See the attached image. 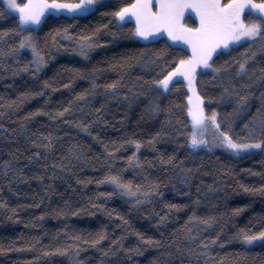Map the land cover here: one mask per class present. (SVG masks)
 Masks as SVG:
<instances>
[{
	"label": "trees",
	"instance_id": "obj_1",
	"mask_svg": "<svg viewBox=\"0 0 264 264\" xmlns=\"http://www.w3.org/2000/svg\"><path fill=\"white\" fill-rule=\"evenodd\" d=\"M131 2L108 0L87 14L49 17L33 32L47 61L38 72L30 51L19 46L22 36L9 31L18 17L0 16V264H264V244L247 246L237 238L264 230V150L236 155L218 146L191 147L187 81L159 95L152 91L165 57L187 54L185 47L135 37L132 21L119 23L112 15ZM82 36L94 45L87 58L77 44ZM261 46L241 43L214 57L235 89L227 76L197 75L207 114L215 109L222 128L230 121L242 142L264 139L259 129L254 135L245 129L262 106ZM253 52L251 79L241 80L238 62ZM117 80V92L106 88ZM244 84L252 85L247 109L235 95H245ZM225 87L233 95L221 99ZM153 102L158 111L149 110ZM131 140L142 142L138 152L125 143ZM134 152L141 164L130 166ZM169 157L173 162L165 163ZM109 174L140 185V203L98 182ZM155 185L161 195L144 199ZM100 233L105 238L93 243Z\"/></svg>",
	"mask_w": 264,
	"mask_h": 264
},
{
	"label": "snow or ice",
	"instance_id": "obj_2",
	"mask_svg": "<svg viewBox=\"0 0 264 264\" xmlns=\"http://www.w3.org/2000/svg\"><path fill=\"white\" fill-rule=\"evenodd\" d=\"M97 3L98 0H3L5 7L0 9V16L8 12L18 17L16 28L9 31H16L22 36L19 46L21 49L25 47L31 49L33 62L38 72L47 61L36 45L33 32L41 30L48 23L49 17L56 18L58 15L75 17L87 14L94 10ZM112 15L119 18L118 22L134 18L135 27L132 32L135 37L148 42L156 41L157 37L159 39L167 37V40L172 43L166 44V48L186 46L185 51L187 54H178L171 61H168L165 57L159 78H154L152 81V91L154 94L159 95L162 91H169L170 85L175 84L181 78L187 81V87L191 90V94L187 96L186 107L187 113L191 117L190 144L192 148L218 146L236 155L253 149L264 150V139H247L246 142H242L240 137L236 136L234 138L230 121L223 122L228 128V130H224L222 122L218 119L219 114L215 109L212 110L210 115L207 114L205 97L200 95L196 88L198 72L203 74L206 71H211L214 79H222L227 76L231 87L236 88V84L231 83L232 76L228 73L227 68L214 66V57L222 55L224 49H231L241 43L248 42H262L260 50L264 51V0H132L131 3H125ZM56 32L69 40L73 39L67 28H58ZM3 35H7V32ZM77 44L80 55L87 58L89 50L94 46L91 37L82 36ZM247 51L246 49V53ZM159 55H163V53ZM254 56L255 52L252 53V56L245 55L244 60L238 62L237 76L241 80L245 76L251 79L247 60L254 58ZM150 63L157 64L158 61L153 58ZM225 64L227 65V62ZM33 75H36V73H33ZM260 79L264 81V74ZM93 87L95 88L97 85L94 83ZM119 87V80L106 85V88L111 89L113 92H117ZM251 87V84L241 85V88L245 90L243 96L240 95L239 91L235 92L238 97L236 103L242 109H247L249 106L248 98L251 94ZM83 95L85 94H81V96ZM225 95H233L228 87L223 89L221 99H224ZM261 101L262 106L256 110L257 115L252 116L250 123L245 124V129L250 135L256 134L257 129H259L260 134L264 136V93L261 94ZM149 110L158 111L159 105L153 102L149 105ZM38 111H43V109H38ZM68 111L69 109L65 108L59 112V115L64 116ZM83 127L85 131L88 130L86 125ZM209 128L213 129L211 142L205 135ZM157 136H159V133H157ZM125 143H134L137 152L142 146L140 140L125 141ZM46 146L51 147L50 137L49 144ZM36 155H39V153H36ZM173 159L174 157H169L164 162L172 163ZM128 161L130 166L141 164L135 152L131 157H128ZM98 182H107L116 189V194L135 197L137 203H140V185H134L132 181H125L119 174H109L105 176L103 181ZM185 183H187V178H185ZM158 187V185L149 187L147 191L142 193L144 199H150L154 192L156 195H161ZM261 190L264 191V186ZM104 195L111 196L112 193H104ZM169 207L179 208L182 206L172 204ZM193 218L200 219L199 217H190L189 219ZM163 219L161 217V220ZM211 219H205L202 223L207 225L211 222ZM104 238L105 234L100 233L93 243H98ZM237 238L242 239L248 245H252L257 241L264 244V230L252 235L247 232L238 233ZM141 239H143V236H141ZM214 242L215 240H213ZM67 251L68 249H64V252ZM153 264H155V261Z\"/></svg>",
	"mask_w": 264,
	"mask_h": 264
},
{
	"label": "rangeland",
	"instance_id": "obj_3",
	"mask_svg": "<svg viewBox=\"0 0 264 264\" xmlns=\"http://www.w3.org/2000/svg\"><path fill=\"white\" fill-rule=\"evenodd\" d=\"M105 1H108V0H98V3H97V5H95L94 6V9L96 8V7H98L100 4H102L103 2H105ZM2 2H3V0H2ZM116 19H117V22L119 21V18L118 17H116ZM126 21H132L134 24H135V21H134V18H131V19H127ZM123 22H125V21H122V22H119V23H123ZM166 39H167V37H165ZM170 43H172L171 41H169ZM186 47V46H185ZM23 50H28V51H30V53L32 54V51H31V49L30 48H27V47H25V48H23ZM32 57H33V54H32ZM181 80H183L182 78H181ZM185 81V80H184ZM188 92H189V95L191 94V90L190 89H188ZM191 118V117H190ZM206 138L211 142L212 141V139H213V129L212 128H209L208 130H207V132H206ZM242 153H244V152H242ZM258 243H260V242H254L252 245H256V244H258ZM246 244V243H245ZM247 246H252V245H248V244H246Z\"/></svg>",
	"mask_w": 264,
	"mask_h": 264
}]
</instances>
